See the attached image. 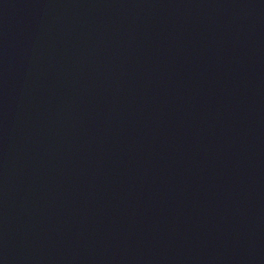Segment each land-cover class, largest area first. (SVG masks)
Listing matches in <instances>:
<instances>
[{"label": "water", "instance_id": "1", "mask_svg": "<svg viewBox=\"0 0 264 264\" xmlns=\"http://www.w3.org/2000/svg\"><path fill=\"white\" fill-rule=\"evenodd\" d=\"M0 264H264V0H0Z\"/></svg>", "mask_w": 264, "mask_h": 264}]
</instances>
